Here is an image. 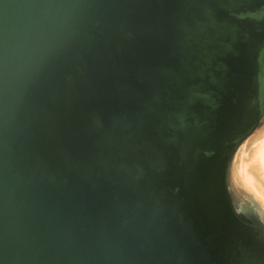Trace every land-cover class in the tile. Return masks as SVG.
Masks as SVG:
<instances>
[{
	"label": "water",
	"instance_id": "95a60500",
	"mask_svg": "<svg viewBox=\"0 0 264 264\" xmlns=\"http://www.w3.org/2000/svg\"><path fill=\"white\" fill-rule=\"evenodd\" d=\"M263 120L264 0H0V264H264Z\"/></svg>",
	"mask_w": 264,
	"mask_h": 264
},
{
	"label": "rangeland",
	"instance_id": "374dc122",
	"mask_svg": "<svg viewBox=\"0 0 264 264\" xmlns=\"http://www.w3.org/2000/svg\"><path fill=\"white\" fill-rule=\"evenodd\" d=\"M262 127H264V120L261 122L259 127L250 136L256 134L257 131L259 129H261ZM252 147H249L250 149L248 148V150L250 151L251 149H253ZM236 153H237V151H236ZM236 153L234 155V158L232 159L231 165L229 167V172H228V187L230 189V193L232 195L234 204L236 206H239L240 204L245 203L248 207H250V206H252V203H253V205H256V207L261 212V215H262L263 220H264V211H263L264 208H262L263 207L262 206L263 201L260 198L257 199V197L254 196V193H252V191H250V189H251L250 184L249 185L245 184L243 182V180L241 179V177L239 175V166L241 165V163H240L241 160L237 159L235 157ZM248 153H249V155L251 154L250 152L247 151L246 156L243 158H244L245 162L250 164L252 162V159L250 156H247ZM241 156H240V158H241ZM251 174L254 178V183H253L254 186L256 185V187H260L261 191L264 192V178H263L264 171L261 169H259V170L255 169V170L251 171ZM247 197L249 200L251 199L250 201L252 203L247 199ZM260 200H261V202H260Z\"/></svg>",
	"mask_w": 264,
	"mask_h": 264
},
{
	"label": "bare ground",
	"instance_id": "6f19581e",
	"mask_svg": "<svg viewBox=\"0 0 264 264\" xmlns=\"http://www.w3.org/2000/svg\"><path fill=\"white\" fill-rule=\"evenodd\" d=\"M249 147H252L253 149H251L249 151L248 150ZM247 151L251 153L250 155H249V153L247 155V156H250L252 159V162L250 164L245 162V160L243 158L246 156ZM240 156H241V158H240ZM235 157L237 159L241 160V162H240L241 165L239 166V175H240L241 179L243 180V182L245 184H247V185L250 184V186H251L250 191H252V193H254V196L257 197V199L260 198L263 201V203H262L263 207L262 208H264V192L261 191L260 187H256V185L254 186V184H253L254 178L251 174V171H253L255 169H258V170L261 169L264 171V127L259 129L256 134L247 138L240 145L239 149L237 150ZM263 178H264V174H263ZM261 200H260V202H261ZM253 206L254 207H248V208H250V209L257 208L256 205H253Z\"/></svg>",
	"mask_w": 264,
	"mask_h": 264
}]
</instances>
